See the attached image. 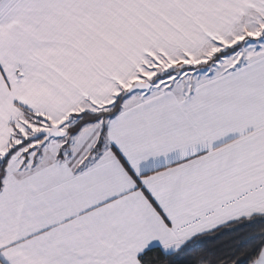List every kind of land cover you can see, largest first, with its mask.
Returning <instances> with one entry per match:
<instances>
[{"label":"snow or ice","instance_id":"snow-or-ice-1","mask_svg":"<svg viewBox=\"0 0 264 264\" xmlns=\"http://www.w3.org/2000/svg\"><path fill=\"white\" fill-rule=\"evenodd\" d=\"M0 264H264V0H0Z\"/></svg>","mask_w":264,"mask_h":264}]
</instances>
